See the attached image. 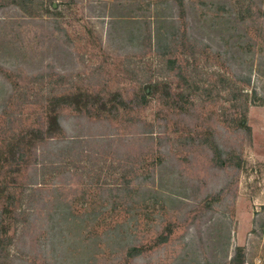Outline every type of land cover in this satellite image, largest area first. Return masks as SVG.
I'll return each instance as SVG.
<instances>
[{"label": "rangeland", "instance_id": "rangeland-1", "mask_svg": "<svg viewBox=\"0 0 264 264\" xmlns=\"http://www.w3.org/2000/svg\"><path fill=\"white\" fill-rule=\"evenodd\" d=\"M11 2L0 0V264H264V0ZM184 40L204 49L199 66ZM155 82L169 93L119 115L59 110L60 138L126 140H91L89 163L29 141L53 97L141 101Z\"/></svg>", "mask_w": 264, "mask_h": 264}, {"label": "trees", "instance_id": "trees-1", "mask_svg": "<svg viewBox=\"0 0 264 264\" xmlns=\"http://www.w3.org/2000/svg\"><path fill=\"white\" fill-rule=\"evenodd\" d=\"M31 0H12L11 3H15L21 10H26L27 6L24 4V2H28ZM39 5L43 6L44 0H39ZM41 8V7H39ZM184 46L188 45V61L192 62V66L197 67L200 65V59L203 58L205 55L204 49H200L196 44L191 45L187 40H184ZM167 57V56H166ZM165 57V58H166ZM163 59L164 64L168 63L170 65L172 62L168 59ZM175 64V63H174ZM194 73H196L194 71ZM164 87V94L167 95L169 93L170 87L168 85H161L159 82H155L154 84L150 83L145 88L144 95L142 96V100H139V97L136 96L133 100H125L120 92L113 93L109 95L110 97L108 99L102 98L98 95H90L88 93H74L70 94L69 96H66V98H56L53 97L48 102V109L46 114L47 119V126L44 131H31L30 135L31 139L29 141L32 142L33 147L38 148L43 144H50L53 141L58 140L60 144H63V150L62 151H69L70 155H67L68 157L65 158V161L68 163L73 164H80L83 162L89 163L92 161V155L96 154L99 155V151L93 152V154L88 155L86 147L91 144L92 142H97L98 145L104 144L105 146H113L116 143L119 146V143L126 141L125 139H122L117 134L109 135V137H99V138H85V137H71V138H60L63 134L64 128L62 123V117L60 116L59 110L62 107H68L72 109L74 112L80 114L84 113L88 116L93 114V111H96V116L101 117L103 114L107 113L110 115H119L120 111H129L132 110L133 107H140L142 103H147V97L156 94L158 87ZM249 106L246 107L245 113L243 115V124L246 126L245 122L247 119V111ZM151 132H143L142 137L149 136ZM144 135V136H143ZM28 136V135H27ZM146 136V137H147ZM133 138V137H130ZM62 139V140H61ZM109 139V140H108ZM145 139V138H144ZM22 142L17 143V148L13 149L11 151L12 154V161H22L23 152L19 150ZM79 150L78 153L73 155V151ZM104 156V155H102ZM109 157V155H107ZM115 159V156H114ZM108 160V159H106ZM1 192V191H0Z\"/></svg>", "mask_w": 264, "mask_h": 264}]
</instances>
